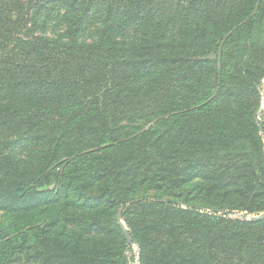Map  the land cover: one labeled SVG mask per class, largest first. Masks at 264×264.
Here are the masks:
<instances>
[{
    "label": "trees",
    "instance_id": "16d2710c",
    "mask_svg": "<svg viewBox=\"0 0 264 264\" xmlns=\"http://www.w3.org/2000/svg\"><path fill=\"white\" fill-rule=\"evenodd\" d=\"M263 77L264 0H0V264H264Z\"/></svg>",
    "mask_w": 264,
    "mask_h": 264
},
{
    "label": "rangeland",
    "instance_id": "374dc122",
    "mask_svg": "<svg viewBox=\"0 0 264 264\" xmlns=\"http://www.w3.org/2000/svg\"><path fill=\"white\" fill-rule=\"evenodd\" d=\"M206 57H211V58H215V56L210 53L207 56H195L194 58L198 59V58H206ZM236 61L235 58L231 59V62L234 63ZM228 80V79H227ZM226 86L227 89L229 91L234 90V81H230V82H226ZM256 90V94L255 97L250 98V102H253L252 105H250L253 108V104H254V118L255 121L257 122V126H258V134L261 138V148L262 151L264 153V77L261 79V83L259 86H256L255 88ZM226 102H224L225 104ZM153 122V121H152ZM152 122H150L149 124H151ZM157 126H165V124H157ZM149 196V200H152L154 198V196L157 194L154 191H149L148 193ZM164 200H167L170 198V200L175 199L176 201L180 200V196H176L174 197V195L172 194H168V193H164L162 194ZM147 206V204H146ZM120 206L116 212V220H117V214L119 212L120 209H122ZM202 210L208 211L209 209L206 208H202ZM147 211H149L150 213L148 215L145 216L144 212L147 213ZM121 212V210H120ZM221 213V212H220ZM263 213H261L260 215H263ZM121 215V214H120ZM158 215V211L154 212V209H149L147 207H139V208H134L132 210H129L126 212V215L124 217V219L126 218L127 221H135L138 219H142V218H154ZM258 215V216H260ZM232 218H239V219H248L251 220L252 217H256V216H252L250 214H246L244 212H237V213H232L229 215ZM124 219L121 217L122 220V224L126 230V232L123 231V234L126 238V243H127V248H126V257H127V264H144L141 257H140V247L138 245V243L136 241L132 240V236L129 232L128 226L126 225V222L124 221ZM0 220H1V216H0ZM118 223V222H117ZM119 225V224H118ZM127 233V234H126Z\"/></svg>",
    "mask_w": 264,
    "mask_h": 264
},
{
    "label": "water",
    "instance_id": "95a60500",
    "mask_svg": "<svg viewBox=\"0 0 264 264\" xmlns=\"http://www.w3.org/2000/svg\"><path fill=\"white\" fill-rule=\"evenodd\" d=\"M122 208V207H121ZM121 210V209H120ZM120 210H119V212H118V214H117V222H118V224H119V226L121 227V229L124 231V232H126V230H125V228H124V226H123V224H122V220H121V216H120ZM262 217H264V214L263 215H260V216H256V217H252V219H258V218H262ZM127 234V233H126Z\"/></svg>",
    "mask_w": 264,
    "mask_h": 264
}]
</instances>
